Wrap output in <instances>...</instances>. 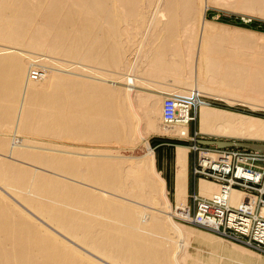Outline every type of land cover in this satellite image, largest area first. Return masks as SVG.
Segmentation results:
<instances>
[{
	"label": "bare ground",
	"instance_id": "1",
	"mask_svg": "<svg viewBox=\"0 0 264 264\" xmlns=\"http://www.w3.org/2000/svg\"><path fill=\"white\" fill-rule=\"evenodd\" d=\"M15 1L21 2L25 6H27V5H31V3H33L34 0H0V4H2V5H4V3L5 4L6 3L12 4ZM39 1H40V6L42 7L40 9H46L48 11L49 10L52 11V10H56V9L60 10V11H67V15H69L68 18L70 20L75 21L74 25H79L81 27L80 34L77 37V41L71 39L69 36L62 39V40H59V43L68 45L67 46L68 53L66 54L67 56H69V57L71 56L72 58L74 56H76L78 58L83 57V58H85L84 60H87L88 62L93 61L92 63L97 62L98 64L100 63V61H104L108 64V66L113 67L114 69L121 67L120 65L123 64L122 61H123L124 56L126 55L125 52H127L126 50H128V47L130 45L129 43H131L129 38H128L129 35H128V31H127L128 30L127 26L130 24V23L128 24V22H130L131 19H134L132 21L136 22L137 20L135 18L138 17L137 19H138V22L140 23V26L143 25L144 22H147L146 21L147 19L145 17H147L150 12L149 13L147 12L148 14H147V16H145V14H143L144 10H142V8L143 7L145 8L146 4H148V5L153 4V1L158 2V0H39ZM160 1H163V2H161V5L164 6L165 11L167 12L166 13L167 17L171 21L169 24H168L169 21H167V24H164V25L168 26L171 24L170 26H173L172 27L173 29H171V27L169 26L168 29H170V32H169L170 35H168L169 33L167 34V28L166 27H165L166 31H163V28H164V25H163L161 34L163 32H166V34L169 37L168 38L166 37L167 39H165V37L162 36L163 39H165V42H164V40L161 41L162 39L160 40L161 36L156 37L155 42L158 45L156 51L158 53H156V51H155V54L153 55V52H152V57H151L152 59L149 63L150 69L148 67L146 69L147 71L148 70H150V71H148V73L146 72L145 75L151 76L150 74H152V76L153 75L154 76L160 75L161 77H163L162 75H165V73H167V72L169 73V71H172V73L174 72L173 74H175V72L177 73L178 71L184 70V69L180 70V68L185 67L184 64H186V63H184V62H187L186 61L187 58L195 61L194 56L192 54H188V53H192L189 50V49H191L192 43L190 44V41H192V39L189 38L190 41H189V39H185V41H188L190 45L188 44V42L184 43V41H183L184 45L186 44L184 46V45H182L183 43L180 44V42H179L180 37L177 35V33H180L181 36L183 33H185V34L189 33L188 31L185 32L184 30H186L188 27H190V24L189 25H187V24H188V22L189 23L192 22L190 20L193 16V10L195 8L193 9V7H192L193 5L191 6V4L193 3V2H191V0H160ZM251 1L254 2V5L252 2H250L248 0H247V4L250 2V4L252 6H250V4L246 5V3H245L246 0H239V2L242 4H240L237 1L242 6L241 9L244 10V11H242V10H238V11L245 13V11H249V10L253 9V11L255 13L258 12L259 14L260 13L262 14L264 12V11H262L264 8V0H251ZM258 1H260V3H258ZM112 2H113V7L118 6V8L116 7V10L114 12L109 11V13H107V8L110 7V4ZM214 2H216V1L214 0ZM214 2L212 4H216ZM255 2H257V4H258V5L256 4L257 6L255 5ZM238 3H234V5L236 4L234 7L235 9L239 8ZM212 4H211V6H212ZM148 5H146V7ZM154 5L157 7L156 4H153L152 6H154ZM234 5L232 3V6H234ZM237 5H238V7H237ZM160 6L158 7L159 9H160ZM207 6H208V4H207ZM249 6L251 8H249ZM119 8L122 10L120 12L122 16L117 13L118 12L117 9H119ZM152 8L153 7H151V9ZM164 8H163V11H164ZM139 11H143V12H141V14H139L140 13ZM148 11H150V10H148ZM249 12H251V11H249ZM156 14H158V11H156ZM259 14H258V16H259ZM159 15H161V13ZM253 15H255V14H253ZM149 16H151V15H149ZM164 16L166 17V15H164V12H163L162 17H164ZM155 17H157V15ZM168 18H167V20H168ZM81 21H84L85 27H84V25L81 24ZM201 21H203V20H201ZM205 21H206V19H205ZM205 21H204V23H205ZM208 21L210 23L212 22L210 20H207L206 23L205 24L203 23V24L206 26ZM17 22L22 24L23 20L20 18V19H18ZM138 22H137V24H138ZM159 22H161V21H159ZM216 23H218V26L216 28H214L213 26L216 25V24H214V25H212V27L214 29H216L215 31H217V32L214 33L213 28H212L213 31H211L212 29L210 27L209 30H210L211 34H209V30L207 29L205 36L202 35L200 37V41H199L201 44L200 48H202V55L201 56H203L204 60L206 59L207 66L205 67L206 68L205 71L207 70V72H208V74H206L207 72L205 73V75H207V78H205L206 81H204V79H203V81L202 80L201 81L205 83V86L207 84L208 87H210L209 90L211 88L216 89V90L222 91V94H223V92H228L229 91L228 84L222 83V81L219 77H215L216 72L213 70L214 67H216L218 65H223L224 68L234 69V68H238L237 63H239V59L243 62L244 58H245V60H246V58H251L253 60V62H255L254 63L255 67H253V64H249L252 61L251 59H250L251 61L247 59V61H249V63H247V61H245V60H244L245 62H243V63H241V61H240L241 64L247 63L250 66L248 67V65H244L245 67L244 66L243 67L241 66L242 68L239 67V70L241 72H238L234 69L235 72L239 76L233 77V78H235V81L230 82V83H241V84L245 85L246 89L243 91V93H245L246 90L251 89V94L252 93H257V94H252V95L250 94L249 96H251L252 99H253L252 96L258 97L259 99L256 98V100H258V102L263 101L262 103H264V94H260L261 90H257V91L254 90V89H259V87H261V85L264 82V79L263 78L261 79L262 76L260 75V74H262L260 71H263V69H264L262 67V66H264V52H263L264 46L258 45L257 42H255V43H257V45L255 44L256 45L255 46L254 43H252L253 42L252 39L249 41L247 40V36L245 34L247 32H250L251 30L244 29V28L242 29L241 27H238V29L240 31H242V32L239 31L240 32L239 36L241 38L238 39L239 37L235 38L236 35L234 34V33H237L236 30H235V32L233 31L234 33L230 30H229L230 31L229 33L226 31L229 28H231V30L236 29L235 28L236 26L234 27L232 25L223 24V23H219V22H216ZM132 25H134V23ZM191 25H192V23H191ZM134 26L136 27V23ZM185 26H187V27H185ZM201 27H203V26H201ZM49 29L50 28H45L44 32L50 33ZM153 29L156 30L157 28H153ZM182 29H184V30H182ZM137 30H138V27H137ZM187 30L191 31L192 29L188 28ZM33 32H36V33L33 35H29L26 38L23 34H21V31L14 29V27L5 28V27L0 26V37L1 38L11 39V41L20 42V43H26L27 42L28 48L32 47L33 49H36V50L43 49V48L49 49V50H54L56 48V43H58V42L54 39H51L50 34L46 35L45 33H43L41 31V29H38V28L34 29ZM201 32H202V30H201ZM222 32H224L223 34H225V32H226L227 36L233 33L234 36L232 35L231 37L230 36L227 37V36L223 35L221 37L220 35H222ZM151 33H153V32H151ZM217 33H219L218 37L216 35ZM250 33H254V36L256 35L255 37H257V39H258V35L261 37H264V33L256 32V31H251ZM131 34H134V33H131ZM212 34H215V35H212ZM158 35H159V33H158ZM192 35H193V33H192ZM251 35H253V34H250L248 36L250 37ZM184 36L181 37V40H184V39H182ZM237 36H238V34H237ZM254 36H251L250 38L253 37V39H254L255 38ZM175 37H176V39L179 37L178 38L179 41L177 39V42H176L175 41L176 39L175 40L173 39ZM188 37H189V35L187 36V38ZM232 37H234V38H232ZM244 38L246 40H244ZM193 40H194V38H193ZM261 40L263 41V39H261ZM237 41L240 42L241 45H237V43H238ZM54 42H56V43H54ZM248 42L250 45L248 44ZM262 43L264 44V42H262ZM172 45H175V46H172ZM187 45H189V46H187ZM167 46H169V47H167ZM153 47H155V45ZM151 48H152V46H151ZM148 49H149V47H148ZM185 49H186V52H184ZM261 49H262V51H261ZM5 50L8 53V55L9 54L12 55L11 53L16 55V49L15 48L12 49V47L9 48V46H8V48ZM12 50H14V51H12ZM187 50H188V53H187ZM181 56L182 57L184 56V59L186 58V60L182 59ZM148 58H150V56ZM237 59H238V62H236ZM182 60H184V61H182ZM181 62H182V65H181ZM106 63H103V64H106ZM188 63H190V62H187L186 65H188ZM168 65L170 66V68H169L170 70L166 69V67H169ZM189 65H191V64H189ZM238 65H240V64H238ZM257 65H260V66L262 65L261 66L262 69H258L259 67ZM32 66H34V63H32L30 65V67L27 65V67H29L28 69H26L27 72L30 70V68H32ZM150 66H152V67H150ZM251 66H252V68H251ZM255 69H257L256 72H254ZM166 70H168V71L166 72ZM187 71H189V70H187ZM84 72H85V70H84ZM253 72L255 74H253ZM180 73L181 72H178V74H180ZM210 73H213V74H210ZM87 74H89V73H87ZM173 74H170L171 75L170 78L175 77V75L177 76V74H175V75H173ZM183 74H184V72H183ZM203 74H204V72H203ZM6 75L3 76L6 79H3V81L0 80V82H1V85H0V112L5 113L4 118H5L6 122L7 121L11 122V120L13 121V123L11 122L13 124V126H11L12 128L10 127L11 129H9V131L11 130V132H12V129L15 131L20 126H22V128L28 129V127H27L28 123L29 124H30V122H31V124L37 123V122L42 120V117L37 115V114L41 113V111H38V110H40V107H39L40 104L34 103L32 97L28 98V94H27L28 91L26 92L27 95L25 97L24 94H25V91L27 90L25 80L22 81L24 84L21 82V80L17 81V84L15 83L17 86L14 87L15 84L13 86H11L12 83H14L13 80L11 81L12 78H10V80H9L7 78V76H9V75H7V76ZM210 75H212L211 77L214 76L212 79L213 81L210 79ZM27 76H28V73H27ZM108 76H109V74H108ZM181 76H183L182 73H181ZM181 76H180V78H181ZM90 77H91V75H90ZM164 77H166V76H164ZM200 77L202 78V75ZM175 78H179V77H175ZM214 78H215V80H214ZM23 79L24 78H22V80ZM120 79H122V78H120ZM168 79H167V81H169ZM174 79L173 80L171 79V80L174 81ZM186 79H188V78L186 77ZM8 80H9V82H7ZM175 80H177V79H175ZM198 81H197V84H198ZM201 81H200V85H203V83L201 84ZM211 81L213 82V84H211ZM214 81H216L215 83L218 82L217 87L214 85L215 84ZM100 82H101V80H100ZM103 82H105V81H103ZM260 82H261V85H259ZM5 83H7L9 85H5ZM176 83L177 82H175L174 84H176ZM169 84H168V86H171ZM162 85H164V84H162ZM112 86H111V88H112V90H114L116 87L113 89ZM139 86L141 87V85H139ZM139 86H137V88ZM149 86L155 92L149 91L148 94H143L144 92L138 93V91H136L134 93H135V95H137V97L140 100L144 101L142 106H144V103L147 100L150 103L157 105V109H155V107H154V109H155L154 112H151L152 115L149 116L146 114V116H145L149 119V121H148L149 125L151 127L153 126V128H155L159 125V123H163L161 120L162 119V107L161 106L163 105L162 102L164 101L165 98H163V97L161 98V96L155 95L154 93L160 94L161 92H164L163 89L165 90V88L168 86H166L165 88H162V86H157L156 84L152 85V84H150V82H149ZM149 86L148 87L144 86V88H149ZM263 86H264V84H263ZM25 87H26V90H25ZM106 87L109 91V97L112 98L111 94L114 96L116 93L115 94H113V93L117 89L115 91H112L108 86H106ZM124 87H120V88H122L121 89L122 91H123ZM159 87H161L162 89ZM28 88H29V86H28ZM137 88H135V89H137ZM142 88H143V86H142ZM205 89H207V88L205 87ZM261 89H262V87H261ZM263 89H264V87H263ZM168 91H170V90H168ZM258 91H259V93H258ZM119 93H121V92H119ZM119 93H118V95H121L123 92L121 94H119ZM131 94H133V93H131ZM174 95H179V94L174 93ZM117 96L115 95V97L113 98L115 100V101L113 100L115 106H123L124 103H122L123 105L121 104V102H123V98L121 99V97L119 96V102H118ZM156 96H158V97H156ZM120 100H122V101L120 102ZM253 101H255V99H253ZM161 103H162V105H161ZM53 104L49 105L48 103H45V106L46 107H49V106L53 107ZM141 104H142V102H141ZM146 104H148V102ZM57 106H54V107H57ZM59 106H58V108H60ZM130 108H132V107H130ZM55 109H57V108H55ZM107 109L110 110L109 107H107ZM58 110H56V111H58ZM105 111L103 109L100 111H92L89 114L91 119L84 121L81 124L85 126V124L87 125L89 123H92L90 125H87V127L88 126L93 127L94 124H96V125H94L95 127L96 126L98 127L99 125L103 126L107 122L109 124H114L116 121L115 112L112 114V112L110 111V112L105 113L107 115H104ZM137 111H138V109H137ZM73 113H75V111H73ZM79 114L81 116L83 115L82 113H79ZM120 114H122V117L124 118V120L127 121V125L130 127V125L128 123L130 122V119H132V118H130L131 117V111L127 112V106L124 105L120 109ZM56 116L57 115H54L56 120H54L55 118L53 119L55 124L62 122L61 124L63 126L67 125L63 128L66 130V134L71 129L70 127H72L71 126L72 124L76 127V129H77V126H81L79 119H76V121L74 123H71V125H70L67 123L65 124L63 121H61L62 117L60 118L59 117L60 115H58V117H59L58 119H60V120H57ZM198 117H199V122H200V127H201L200 130L202 132H205V134L206 133H209V134L211 133L212 135H215V134L220 135L221 134V135L235 136V137H240V138L245 137V138H249V139H258V140L264 139V123H261L259 121L250 120L248 118L246 119V118L235 116L232 114L219 113L216 111L213 112V111L205 109V108H202L199 110ZM62 119H64V117ZM119 121H123V119H120ZM117 122H118V119H117L116 123ZM163 124L169 129L170 128L175 129V131H177L178 133H183V132L187 133V131L185 130L184 127H186L187 125L189 127L190 122L188 124H182V125L180 123L172 124V125L165 124V123H163ZM58 125L60 126V124H58ZM68 125H70V127ZM183 125H184V127H183ZM75 127H73L74 129L72 128L73 130H70V132L73 131V132H71L72 134H74V132L76 133L78 131V129L76 130ZM68 128H70V129H68ZM79 130H81V129H79ZM70 132H68L69 133L68 135H71ZM79 132H81V131H79ZM63 134L65 135V131H63ZM99 134H101V137L103 136L102 133H99ZM99 134H95V135H99ZM109 134L110 133H108V135ZM114 134L115 133H112L110 135L113 136ZM118 135H120V132L118 133ZM92 137L97 138V136H94V134ZM101 137L99 135V137L97 139L100 140ZM107 137H109V136H107ZM107 137L102 138V140H104L105 138H106L105 140H107L108 139ZM118 137H116L114 135V137H112V138L115 139ZM191 139L195 140V138L194 139L191 138ZM34 146H33V148H36ZM84 146L83 147H82V145L80 146V147H82V149H79L78 153H75L76 151L72 152V150H70V149H68V150L66 149L67 150L66 151L65 148L64 149H61V148L56 149V148L52 147L54 149H51V148H47V149L44 148V149L48 150V151H53V152L54 151H58L60 153L63 152L65 154H67V155L64 154V157H66V156L68 157V155L71 156L74 154L77 156H82V157L83 156H93V157L94 156H97V157L100 156L101 153L98 151H97L99 153L98 155L94 154L95 152L93 153L92 149H94V148L91 147L92 148L91 150L89 148H88L89 150H87V149L85 150ZM38 147H40V146H38ZM63 150H65V151H63ZM98 150H99V148H98ZM91 151H92V153H91ZM6 152L8 153V155L9 154L12 155V153L14 152L13 147H11V145H10ZM190 152H191V146H190ZM54 154H55V152H54ZM101 155H104V154H101ZM115 158H116V155H115ZM24 159H25V157H24ZM51 159H53V158H51ZM54 159H55V157H54ZM78 159L79 158H77V160ZM86 159H87V157H86ZM29 160L31 161V159L28 158V161ZM59 160H57V161L55 160L57 162V164H56L57 167L59 166L58 163L61 162V159H59ZM81 160H84V158H82ZM3 161H0V191H3L4 193L8 194V196L10 198H12L13 202L9 198H7L2 192H0V264H183V262H186L189 264H209V263L213 264L214 260H212L211 258L209 260H206V258L204 259V258H200V257H193V256L189 257L188 256L187 260H185L186 258H184V256H186L187 253H184L185 255L184 254L182 255L181 254L182 252H181L180 253L181 255H178L177 254L178 250L176 252V249L174 248V246H176V245L173 246V244H175V242L170 247L168 246L169 243L171 244V242H172L171 239L173 237L172 238H170V237L166 238V237L173 236V235L183 237L182 232H184L186 234L185 231H189L191 233V236L196 237L199 241L205 242L208 245H212V246L216 247L218 250L225 251L226 253L232 254L234 256H243V257L245 256L248 259H251L254 256V255L251 256V253L249 255V252H248V256H247L246 251L239 249L237 247L231 246L232 244L227 245L228 243L226 244V243H223V241L222 242L217 241V240H215V238L207 236L205 234L195 232L192 230H188L187 228L177 227V225L173 226L170 223L167 224L166 221L163 220L164 218L162 219L161 216L159 217L157 214H154L153 212H151V213L146 212V211H143V209H140L137 207L127 209V207L115 205L116 203H118V201L116 203L112 204V202L115 201L113 199H112L113 200L112 202L107 203V201L104 198L110 197V196H108V194L111 191L113 194L115 192H125L127 190V188L123 185L124 183L122 184V180H121L122 177L121 176L123 173L122 174L116 173L117 174L116 175V174H114V172H115L114 171L111 174L112 175L114 174L116 177L113 175L114 176V177L112 176L113 178H109V180L112 179L111 180L112 182H110L108 180V176H111V175H110L109 170L107 171V169H109L108 168L109 164L107 167V164H104L105 162L101 163V161H99L97 163H100V164L93 165L94 163L88 164V162H86L87 160H84L85 162L82 161V162H78V163L74 160H73V162H71L72 161L71 160L70 164H74V167L76 166L78 171H81L79 173L78 172L76 173L77 170H75V168H74L75 173L78 176H80L82 174V171L85 172L88 169H89V171H91V170L93 171L94 176L90 175L92 178H89V180H88V177H85V175L84 176L82 175L83 177L80 176L81 178L79 177V181L76 178L77 183L83 184L85 182V180L87 179L86 182H89V183L91 182V183H93V185L96 184L95 186H99V187H93V185L92 186L89 185L90 188L91 187L94 188L95 192L92 191L91 194H89L90 192H88V195L84 194L83 192L76 193L75 190L74 191L70 190L71 191L70 192L69 189H64L65 194L63 193L64 195H62V193H58L61 189L59 191L56 189L57 187H60V186L54 185V184H57V183H55L56 181L53 182L51 180V179H53V177L49 178L51 181H48L46 179L47 175H44V178H43V175L42 176L40 175L41 178H38L40 176H38V177L34 176L33 173H35V172H33L31 175L29 170L27 171V169H26V171H23L22 169H20L19 168L20 165L16 168V166L13 164H12L13 166L12 165L9 166L10 163L7 165L5 163L4 159H3ZM46 161L51 163V161H49V160H46ZM46 161H45V163H46ZM1 162H3V163H1ZM40 162L44 163L43 161H40ZM40 162L35 161V163H37V164H39ZM48 162L46 163V165L49 164ZM74 162H76V163H74ZM32 163H34V161ZM53 163L54 162L52 161V164L51 165L49 164V165L53 167V165H54ZM25 164H26V162H25ZM111 164H113V162ZM119 164L118 165L116 164V166H119ZM40 165H42V164H40ZM56 165L54 166V168L56 167ZM104 165H105V167H104ZM7 166H9V167H7ZM34 166H36V165H34ZM60 166H61V164H60ZM57 167L55 168V170H57V171L62 170V169H60L62 167H60V168L58 167L59 169H57ZM18 168L20 169V171L18 170ZM25 168H26V166H25ZM25 168H23V169L25 170ZM182 168H183V164L180 165L179 163H177V178H176L177 183H176L175 188L178 190H179V188L180 189L182 188V185H184V187H185V184H186L184 181L185 179L183 178V177H185L186 172H184L183 177H181L182 173H180V172H182L181 171ZM105 169H106L107 173H106V171H104ZM102 170H103L104 174L106 173L105 175L102 174L103 172L101 173ZM145 170H146V172H144V175L151 178V175H150V172L148 171V169L146 168ZM94 171L96 174H94ZM48 172H49V170H48ZM50 172L53 173L52 171H50ZM111 172H112V169H111ZM70 173H68V174L73 175V176L76 175V174H74V172H70ZM87 173H89V172L87 171ZM83 174H85V173H83ZM90 174H92V173H90ZM179 174H181V176ZM61 177L64 178L65 176H61ZM75 177H73V178L75 179ZM128 177L132 183L137 181L136 184L138 183V184L145 185V183L143 181L133 179L132 173H130V175ZM178 177L180 180H178ZM180 177L184 179L182 181V182H184V184H182V182H181L182 179ZM35 178H36V181H35ZM70 178H67V179L70 180ZM82 178H84V182L80 181ZM71 180L75 181L73 179H71ZM202 180H208V181L212 182L209 179H202ZM147 181L150 182V184L152 185L151 186L152 188L154 186L156 187L154 180L153 181L147 180ZM212 183L215 184L214 182H212ZM59 184H61L60 181H59ZM62 184L64 185V183H62ZM88 184H86V186H88ZM104 188L105 189L107 188L110 191H107V189L105 190ZM198 188H199V192L201 194H203V196H210L212 193H215L217 191V189H215V188L211 187L210 185L205 184L203 182H199ZM5 190H7V191H5ZM9 191L11 192L12 195L9 193ZM96 191H97V193H96ZM156 191H158V190L156 189ZM234 191H239V190H234ZM68 192L70 194L73 193L74 195H70ZM177 192L178 193H176V192L175 193L181 194V191L180 192L177 191ZM153 193H155V192H153ZM176 194H175L176 199L177 198L179 199V195H176ZM161 195H163V194H161ZM183 195H185V194H183ZM96 196H100V198L96 197ZM243 197H244L243 195L242 196H240V195L236 196L235 194L232 195V193H231V201L233 203L245 201V200H243ZM249 200H250V198H249ZM14 201L16 203L18 202V204L21 206V208L23 207L24 209H26V211L29 214L26 213V211L24 212V210L20 209V207L16 206ZM120 201H122V200H120ZM120 203L122 204V202H120ZM129 205H128V207H130ZM186 206H189V204L188 203L183 204V206H182L183 208H181L182 213H180V217L185 216L183 209H186ZM144 207H148V206H144ZM154 211H156V210H154ZM158 211L161 212L160 209ZM35 218H37V219H35ZM56 233L59 234V236H61L62 238L57 236ZM219 236H221V235H219ZM221 237H223V236H221ZM63 238H64V240H63ZM223 238H225V237H223ZM66 239H67V241L70 240L75 245H78V247H81L84 251L91 254V256L97 257L103 263H101V261L100 262L97 261L98 259H95L94 257H93L94 259L90 258L86 254L80 252L79 250H77L75 247H73L70 244L71 242L68 241L69 243H67L65 241ZM155 239H160L161 241L157 242V241H155ZM166 241H168V244ZM105 260H107V261H105ZM253 260L256 261L257 263L261 262V259L258 256L255 257ZM261 263L264 264V261H262Z\"/></svg>",
	"mask_w": 264,
	"mask_h": 264
},
{
	"label": "rangeland",
	"instance_id": "2",
	"mask_svg": "<svg viewBox=\"0 0 264 264\" xmlns=\"http://www.w3.org/2000/svg\"><path fill=\"white\" fill-rule=\"evenodd\" d=\"M212 1L214 2V0H210V1L209 0H191V2H193L191 4V6L193 5L192 6L193 9L194 8L195 9L193 10V16H192L193 19L191 18V20H190L192 22H190V23L188 22L187 25L190 24V27H188V28H191L192 30L191 31L187 30L188 28L186 30L182 29L185 32H187V31L189 32L186 34L183 33L185 36L181 33L182 36H184L182 38L184 40H181L182 36L180 35V33H177V35L180 37V38L178 37L180 39V41L177 38L178 41L180 42V44H182L183 41H184V43H187L188 41H185V39H189V38L192 39V41H190V39H189L190 44L192 43L191 49H189V50L192 53H188V50H187V53L192 54L195 58V61L191 60L189 58H187V60H186V58L184 59V56L183 57L181 56L182 59L186 60L187 62H190V63H188V65H186L187 62H184V63H186V64H184L185 67L180 68V70L184 69L186 72L184 70L178 71V72H181L183 76H181V73L178 74V72L177 73L175 72V74H177V76H176L175 74H173L174 72L172 73V71H169V73L175 75V77L180 78V76H181V78H180L181 80L179 78H175V77L170 78L171 75L167 72L168 70H166V72L168 74L165 73V75H162L163 77H161L160 75L159 76L158 75L152 76V74H150L151 76L145 75L146 72L148 73V71H150V70L147 71L146 69H147V67L149 68V65H150L149 63L152 59L151 58L152 52L154 55L155 51L157 49V46H158L157 43L155 42L156 37L161 36L160 40L162 39L161 41L164 40V42H165V39H167L169 37L168 35H170V33H169L170 29H168V28L171 24L168 26L164 25V24H167V21H169L168 24L171 21L167 17V14H166L167 12L165 11L164 6L161 5V2H163V1H160V0H158V2L153 1V4H156L157 7L155 5H154L155 7L152 6L153 4H151V5L146 4V5H148L147 6L148 8H147L146 5L144 4L145 8L143 7L142 10H144L145 13L143 11H139L140 12L139 14H141V12H143V14H145V16H147V14L149 12L150 13L148 14L147 17H145L147 19L146 20L147 22H144V24L141 25L142 27L140 26V23L138 22V19H137L138 17H136V18L134 17L137 20V21L135 20L136 22L132 21L134 19H131L130 22H128V24L134 23V25L136 23V27L132 24L131 25L129 24L127 26L128 27L127 31H128V35H129L128 38H129L131 43H129L130 44L129 47L127 46L128 50H126L127 48L125 49L127 52H125L126 55L124 54L125 56H124L123 61H122L123 64L120 65L121 67H118L116 69L108 66V64L104 61H100V63L98 64L97 62L92 63L93 61L88 62L87 60H84L85 58H83V57L78 58V57L74 56L72 58L71 56L69 57L66 55L68 53V50H67L68 45L59 43V40H62V39L69 36L71 39L77 41V37L79 36L80 30H81V27L79 25H74V22H75L74 20H70L68 18L69 15H67V11H60L57 9L52 10V11L51 10L48 11L46 9H40L42 7L40 6L39 0H34L33 3H31V5H27V6H25L21 2H16V1L13 2L12 4H7V3L6 4L4 3V5L0 4V26L5 27V28L14 27V29L21 31V34H23L26 38H27V36L33 35L36 33V32H33L34 29H37V28L41 29V31L43 33H45L44 29L50 28L49 29L50 33H45V34L46 35L50 34V38L54 39L58 42V43L54 42V43H56V48L54 50H49V49H45V48L36 50V49H33L32 47L28 48L27 42L26 43H20V42L11 41V39H4V38L0 37V80L3 81V79H6L5 77H3L6 74L10 76L9 77L6 75L7 78L9 80H10V78H12L11 81L13 80V82H14V83H12V85L10 84L11 86H13L15 83L17 84V81L21 80V82H22L25 80L27 90L25 87L26 91H25L24 95L26 97V95L28 94V98L32 97L34 103L40 104V106H39L40 110H38V111H41V113H39L37 115L42 117V120L37 122V123H32V124H31V122H30V124L28 123L27 124L28 129L22 128V126H20L19 127L20 129L18 128L15 131L12 129V132H13L12 133L11 130L9 131V129L12 128L11 126H13V124H12L13 121L11 120L12 123L8 122V121L6 122L5 118H4L5 113L0 112V115H1L0 116V159H1L0 161H3V159H4L5 163L7 165L10 163L9 166L13 164L16 166V168L20 165L19 166L20 169H22L23 171H26V169H27V171L29 170L31 175L33 172H35L33 174L36 177H38L40 175L41 176L43 175V178H44V175H47V177L49 176L48 178L45 176L46 179L48 181H51V180L53 182L56 181L55 183H57V184H54V185L60 186V187H57L56 189L58 191L61 189L58 193H62V195L65 194L64 189H69V191L75 190L76 193L83 192L84 194H87V195H88V192H90L89 194H91L92 191L95 192L94 188H92V187L90 188V186H89V185L92 186L93 183L86 182L87 179L85 180V182H84V178H82L80 180V181L84 182L83 184L76 182L77 179L79 181V177L82 175L83 176L85 175V177H88V180H89V178H92L91 176L93 175V171L92 170L89 171V169L87 168L88 170H86L85 172L82 171V174L80 173L81 175L78 176L76 173L77 172L79 173L81 171H78L76 166L74 167V164H70L71 160H72L71 162H73V160H74L77 163L82 162L84 160H87L86 162H88V164L94 163L93 165L100 164V163H97L99 161H101V163L105 162L104 164H107V167L109 164V167H108L109 169H107V171L109 170L110 175H111V176H108V180H109V178H113L115 176L114 174H116V173L117 174L123 173L121 176L122 177V179H121L122 184L124 183L123 185L127 188V190L125 192H115L114 193L115 195L111 191L110 192L111 194L110 193L108 194V196H110V197L104 198L107 201V203L115 200L112 202V204H114L118 201V203H116L115 205L127 207V209L137 207V208L143 209V211H146V212H150V213L153 212L154 214H157L159 217L161 216L162 219L164 218L163 220H165L167 224L170 223L173 226L177 225V227H181V228L183 227V228H187L188 230H192L195 232L205 234L207 236L215 238V240H217V241H221V242L223 241V243H226V244L228 243L227 245L232 244L231 246H234V247H237L239 249L246 251L247 256H248V252H249V255H250V253H251V256L254 255L253 258H251V259H248L245 256L244 257L243 256H234L232 254L226 253L225 251L218 250L216 247H214L212 245H208L205 242L199 241L196 237L191 236V233L189 231H185L187 235L184 232H182L184 238L182 236H180L181 237L180 238L177 235H175V236L174 235L173 236L167 235L168 237H166V238H169V237L172 238L173 237L171 239L172 240L171 244L170 243L168 244V241H166L169 247L175 242V244H173V246L176 245V246H174V248L176 249V252L178 250V253H177L178 255H181V254L183 255L184 253H187L186 256H184V258H186L185 260H187L188 256L189 257L193 256V257H200V258H204V259L206 258V260H209L211 258L212 260H214L213 264H262L261 262L264 261V253L263 252L252 249V248L245 246L239 242H236V241H233V240H230L227 238H223V237L217 235L216 233H214L210 230L202 229L200 227L195 226L194 224L186 223L180 219L181 218L180 213H182L181 208H183L182 207L183 204H186V203H188L189 205L191 204L190 194L195 189L194 177L191 174L193 154L190 152V146H191V144H193L194 140H192L191 138H193V139L195 138V140L205 139V140H218V141H235V142L241 141V142L264 143V139L258 140V139H249V138H245V137L240 138V137L221 135V134L220 135H218V134L212 135L211 133L205 134V132H202L200 130L201 127H200L198 113H199V110L202 108L211 110L213 112L216 111L219 113L232 114L235 116L243 117L246 119L248 118L250 120H255V121H259L261 123H264V103H262L263 101L258 102V100H256V98H258V97L252 96L253 99H255V101H253L251 96H249L251 94V89H248V90H246L245 93H243V91L246 89L245 85H243L241 83H230V82L235 81V78H233V77L239 76L235 72V70L238 72H241L239 70V67H241V66L243 67L244 65H248V67H249L250 66L249 64H253V67H255V64H254L255 62H253V60L251 58H246V60L244 58L245 61H247V59L248 60L251 59L252 61L250 60L251 63H249V61H247V63H249V64H247V63L241 64L245 61L243 60V62H242L239 59V63H237L238 68H234L235 70L229 69V68H224L223 65H218V66L214 67L213 70L216 72L215 77H219L221 79L222 83L228 84L229 91L223 92V94H222V91L212 89V88H211L212 90L210 89L211 90L210 91L209 90L210 87H208L207 84L205 86V83L202 82L203 79H204V81H206L205 78H207V75H205V73L207 72V70L205 71V69H206L205 67L207 66V63H206V59L204 60L203 56H201L202 55V48H200L201 44L199 42L200 37L202 35L205 36L207 29L209 30L210 27L212 29L213 27L216 28L218 26V23H216V22L232 25L234 27L236 26L235 27L236 29L231 30V28H229V29L226 28L227 30L226 29L225 30L228 33L230 31L235 32V30H236L237 33H234V32L233 33L236 35L235 38L239 37L238 39L241 38L239 36V33L242 32L238 29V27H241L242 29L244 28V29H248L251 31L264 33V17H263L264 12L262 14L261 13L259 14L258 12L255 13L253 11V9L249 10L251 12H249V11H245V13L239 12L238 10H242L241 9L242 6L240 5L242 3H240L239 0H215L216 2H214V3H216V4H212L213 3ZM248 1L252 2L251 0H248ZM250 2L248 4H250ZM232 3H233V5H234V3H238L240 9L239 8L235 9L234 7L236 4L234 6H232ZM245 3H246V5H248L247 0ZM252 3L254 5V2H252ZM258 3H260V1H258ZM207 4H208V6H207ZM211 4H212V6H211ZM256 4H257V2H255V5ZM238 5H237V7H238ZM159 6H160V9L158 8ZM250 6H252V5L250 4ZM250 6H249V8H251ZM116 7L118 8V6H116ZM116 7H113V2H112L110 4V7L107 8V13H109V11L114 12L116 10ZM151 7H153V8L151 9ZM163 8H164V11H163ZM119 9H117V11H118L117 13L121 15L120 12L122 10L121 9L119 10ZM148 10H150V11H148ZM161 10L164 12V15H166V17L165 16L162 17L163 12ZM156 11H158V14H156ZM242 11H244V10H242ZM262 11H264V8ZM160 13H161V15H159ZM252 13L255 15H253ZM258 14H259V16H258ZM149 15H151V16H149ZM156 15H157V17H155ZM20 18L23 20L22 24L17 22L18 19H20ZM167 18H168V20H167ZM205 19H206V21L210 20L212 22L210 23L208 21L206 26H205L204 25L206 23ZM201 20H203V21H201ZM159 21H161V22H159ZM204 21H205V23H204ZM137 22H138V24H137ZM191 23H192V25H191ZM81 24L84 25V27H85L84 21H81ZM214 24H216V25H214ZM163 25H164V28H163ZM212 25H214V26L212 27ZM201 26H203V27H201ZM137 27H138V30H137ZM165 27L167 28V34L169 33L168 35L166 34V32H163L161 34L162 28H163V31H166ZM170 27H171V29H173L172 28L173 26H170ZM185 27H187V26H185ZM153 28H157L158 30L157 29L155 30ZM213 29L211 31H213ZM201 30H202V32H201ZM215 30L216 29H214V31H213L214 33L217 32ZM151 32H153V33H151ZM250 32H247L245 34L247 36V40L249 41L252 39L253 40L252 43H254V45L255 44L257 45V43H258V45L264 46V44L262 43V42H264V37H261L258 35V39H257V37H255L256 35L254 36V33H250ZM131 33H134V34H131ZM158 33H159V35H158ZM192 33H193V35H192ZM223 33L224 32H222V35H220L221 37L223 35L227 36L226 32H225V34H223ZM233 33L228 35V36L231 37L233 35ZM249 33L253 34L251 36H254L255 38L254 39H253V37L250 38L251 36L250 37L248 36V35H250ZM209 34H211L210 30H209ZM218 34L219 33L216 34L217 37L219 36ZM237 34H238V36H237ZM188 35H189V37L187 38ZM212 35H215V34H212ZM162 36L165 37V39H163ZM193 38H194V40H193ZM232 38H234V37H232ZM260 38L263 39V41ZM173 39L175 40L176 37ZM177 39L175 40L176 42H177ZM244 40H246V39L244 38ZM255 42H257V43H255ZM184 43L182 45H184ZM238 43H237V45H241L240 42H238ZM188 44H189V42H188ZM248 44H249V42H248ZM154 45H155V47H153ZM189 45H187V46H189ZM8 46H9V48L12 47V49L13 48L16 49V55L13 53H11L12 55H10V54L8 55V53L5 50L8 48ZM147 46L149 47V49ZM151 46H152V48H151ZM172 46H175V45H172ZM167 47H169V46H167ZM12 51H14V50H12ZM261 51H262V49H261ZM184 52H186V49ZM263 52H264V50H263ZM156 53H158V52L156 51ZM149 56H150V58H148ZM184 60H182V61H184ZM240 61H241V63H240ZM31 62L34 63V66H32V68H30V70H29L30 72L29 71L27 72L26 69H28L30 67V65L32 64ZM236 62H238V59ZM103 63H106V64H103ZM189 64H191V65H189ZM238 64H240V65H238ZM27 65L29 67H27ZM181 65H182V62H181ZM257 66L259 67L258 69H262V67L264 68V66H262V65H261L262 67L260 65H257ZM150 67H152V66H150ZM169 68H170V66L166 67V69H169ZM251 68H252V66H251ZM84 70H85V72H84ZM187 70H189V71H187ZM256 70L257 69H255L254 72H256ZM183 72H184V74H183ZM188 72L189 73L191 72V73L189 74ZM203 72H204V74H203ZM254 72H253V74H255ZM260 72L262 73V74H260L262 76L261 79L262 78L264 79V77H263L264 76V69H263V71H260ZM27 73H28V76H27ZM87 73H89V74H87ZM108 74H109V76H108ZM206 74H208V72ZM210 74H213V73H210ZM90 75H91V77H90ZM201 75H202V78L200 77ZM164 76H166V77H164ZM211 76L212 75H210V79L212 80L214 76L213 77H211ZM186 77L188 79H186ZM22 78H24V79L22 80ZM120 78H122V79H120ZM174 78L177 80H175ZM99 79L101 80V82ZM167 79L169 81H167ZM171 79L172 80L174 79V81L177 83L174 84L175 82L172 81ZM9 80L7 82H9ZM102 80L105 82H103ZM214 80H215V78H214ZM197 81H198V84H197ZM200 81H201V84L203 83V85H200ZM212 81H211V84H213ZM149 82L152 85L156 84L157 86H162V88H165L170 83L169 85H171V86L166 87L165 90L163 89L164 92H161L160 94L154 93L155 95L161 96V98L162 97L166 98L168 95L169 96L174 95V93H178L179 95H185V94L188 95L191 91H197L201 95L204 96V99L207 103H203L200 105L196 119L190 122L189 127H188V125L187 126L185 125L186 127H184V125H183V127L185 128L187 133H184V132L178 133L173 128H170V129L167 128L163 123H159V125L155 128H153V126L151 127L149 125V122H148L149 119L145 116H146V114L149 116L152 115L151 112H154V110L157 109V105L150 103L147 100V101H145L144 106H142L144 101L140 100L137 97V95H135V93H134L136 91H138V93L144 92L143 94H148L149 91L155 92L154 90H152L150 88ZM215 82L216 81H214V83ZM16 84L14 87L17 86ZM162 84H164V85H162ZM263 84H264V82H263ZM263 84L261 85V82L259 84V85H261L262 89H261V87H259V89H254V90H256V91L261 90L260 94H264ZM0 85H1V82H0ZM5 85H9V84L5 83ZM139 85H141V87ZM214 85L217 87L218 82L215 83ZM28 86H29V88H28ZM106 86H108L111 90H112L111 86L113 87V89L116 87L112 91L119 89L118 90L119 92H121V93L123 92L121 94L116 90L121 95H118V93L116 91L113 94L116 93L115 95L116 96L118 95L117 96L118 102H119V96L121 97V99L123 98V102H121L122 100H120L121 104L124 103V105L127 106V112L131 111V117L130 118H132V119H130V122L131 121L132 122L128 123L130 125V127L127 125V121L124 120V118L122 117V114H120V109L124 105L122 104L123 106H115V104L113 102V100H114L113 98L115 97V95L113 96L111 94L112 98H110L109 97V91H108ZM137 86H139V87L137 88ZM142 86H143V88H142ZM144 86L145 87L149 86V88H144ZM120 87H124L123 91L121 90L122 88H120ZM205 87L208 90L205 89ZM135 88H137V89H135ZM159 88H161V87H159ZM168 90H170V91H168ZM26 92H27V94H26ZM131 93H133V94H131ZM258 93H259V91H258ZM252 94H257V93H252ZM158 96H156V97H158ZM141 102H142V104H141ZM147 102H148V104H146ZM45 103H48L49 105H52L53 103L54 104H53V107H51V106L46 107ZM55 103L58 106L60 105L59 106L60 108H58V106ZM162 103H161V105H162ZM54 106H57V107H54ZM107 107H109L110 110H108ZM130 107H132V108H130ZM154 107H155V109H154ZM55 108H57V109H55ZM102 109L104 111L107 109L104 112V115H107L105 113L110 112V111L112 112V114L115 112L116 121L118 119V122L116 123V121H115L114 124H109L107 122L105 125H103V126L99 125L98 127L94 126L96 124H94L93 127L92 126L87 127V125H90L92 123H89L87 125L85 124L86 127L81 124L82 122L91 119L89 114L92 111H100ZM137 109H138V111H137ZM56 110H58V111H56ZM73 111H75V113H73ZM79 113H82L83 115L81 116ZM54 115H57L56 116L57 120H60V119H58L59 117L60 118L64 117V119L61 118V121H63L65 124L67 123L70 125H71V123H74L76 121V119H79L81 126H77V129H78L77 132L78 133L76 132L77 133L76 134L74 132V134H75L74 135L71 133L73 131L70 132V130H73L74 129L73 127H75L72 124L71 125L72 127H70V125H68L71 129L68 128L70 130L69 131L67 130L68 132H70V134L72 136L68 135L69 134L68 132L66 134V130L63 128L67 125L63 126L61 124L62 122L58 123V124H60V126L58 124H55L53 121V119L55 118ZM58 115H60V116L58 117ZM120 119H123V121H119ZM54 120H56V118ZM75 129H76V127H75ZM79 129H81V130H79ZM63 131H65L66 136L63 134ZM79 131H81V132H79ZM118 131L120 132V135H118V133H119ZM99 133H102L103 136L105 135L104 137L109 136V137H107L109 140L108 139L105 140L106 138L104 140H102V138H104V137L103 136L101 137V134H99ZM108 133H110V134L115 133L114 135L116 137H118V136L119 137L114 139V138H112V137H114V135L111 136L110 134L108 135ZM93 134H94V136H97V138L100 135V137H101L100 140L95 138V137H92ZM95 134H99V135H95ZM155 136L171 137L170 138L171 140H149L150 138H152V139L156 138ZM159 141H169V143H172V146L170 147V148H172V149H170L171 152L174 150V148L176 146V149H175L176 170H175V176H174L175 183H174L173 197L168 194L165 179L161 176L160 172L155 167L154 152H153V149L151 148L152 146L151 147L149 146V145H152V142H159ZM10 145L14 149V152H13L14 154L12 153V155L11 154L8 155V153L6 152ZM81 145H82V147L85 145L84 146L85 150L86 149L91 150L92 148H94V149H92L93 153L95 152L94 154L98 155L99 154L98 152H100L101 154H104V155L100 154V156H98V157L97 156H94V157L93 156H83L82 157V156H77L74 154L71 156L68 155V157L67 156L64 157L65 153H63V152H62L63 153L62 154L58 151H54L55 152V154H54L53 151H48V150L44 149V148H46V149L47 148H51V149H54V148L64 149L65 148V150L70 149V150H72V152L76 151L75 153H78V150L82 149V147H80ZM33 146L36 148H33ZM38 146H40V147H38ZM52 147H54V148H52ZM97 147L99 148V150ZM65 150H63V151H65ZM92 151H91V153H92ZM188 154H189V156H188ZM65 155H67V154H65ZM115 155H116V158H115ZM24 157H25V159H24ZM54 157H55V159H54ZM86 157H87V159H86ZM28 158L31 159V161L30 160L28 161ZM51 158H53V159H51ZM77 158H79V159L77 160ZM82 158H84V160H81ZM59 159H61V162H59L60 161ZM32 160L34 161V163H32L33 162ZM46 160L51 161V163H49ZM55 160L56 161L59 160L58 164H59V166L61 164L60 167H62V168H60L59 166L58 167L62 170H59V171L55 170V168L57 167V165H56L57 162ZM35 161L36 162L43 161L44 163L40 162L39 164H37V163H35ZM45 161H46V163L48 162L50 165L52 164V161H53L54 162L53 167L50 166L49 164H48L49 166L46 165ZM187 161H188L189 173H190L188 191H187ZM3 162H1V163H3ZM25 162H26V164H25ZM76 162H74V163H76ZM112 162H113V164H111ZM177 163H179L180 165L183 164V168H184V169L182 168V170H181L182 172H180V173H182V176H181V174H179V175L181 177H183V175H184L183 173L186 172L185 173L186 178L183 177L185 180L180 177L182 179L181 182L183 180L185 181V183H186L185 187H184V185H182V188L181 189L179 188V190L175 188L176 183H177L176 182ZM40 164H42V165H40ZM116 164L117 165L119 164V166H116ZM34 165H36V166H34ZM55 165H56V167L54 168ZM9 166H7V167H9ZM25 166H26V168H25ZM58 167H57V169H59ZM104 167H105V165H104ZM19 168H18V170L20 171ZM23 168H25V170ZM74 168H75V170H77L76 173H75ZM146 168L150 172L151 178L144 175V172H146V170H145ZM111 169H112V172H111ZM48 170H49V172H48ZM50 171H52L53 173H51ZM87 171L89 173H87ZM104 171H106V169ZM107 171H106V173H107ZM70 172H74V174H76L75 175L76 177L73 175H70L71 174ZM102 172H103V170L101 171V173ZM113 172H114V174H113L114 176L111 174ZM68 173H70V174H68ZM83 173H85V174H83ZM90 173H92V174H90ZM130 173H132L133 179L143 181L146 186L142 185V184H138V183L136 184L137 181L132 183L128 177L130 175ZM94 174H96L95 171H94ZM102 174H104V172ZM41 176L38 178H41ZM61 176H65V177L63 178ZM52 177H53V179L50 180L49 178H52ZM66 177L67 178L71 177V178L69 180ZM73 177H75V179L76 178L77 179L75 180ZM71 179H73L75 181H72ZM111 180L112 179H110L109 181L112 182ZM147 180H151V181L154 180L156 187L154 186L153 188L155 190L151 187L152 185ZM178 180H180L179 177H178ZM35 181H36V178H35ZM59 181L61 182V184H59ZM199 182H203V183L208 184L211 187L217 189V186L208 180H202L201 179V180H199ZM199 182H198V184H199ZM62 183H64V185ZM86 184H88V186H86ZM182 184H184V182H182ZM95 185H93V187H99V186H95ZM156 189L158 191H156ZM5 191H7V190H5ZM107 191H110V190L107 189ZM177 191H179V192L181 191V194H176V193H178ZM0 192H2L7 198H9L13 202L12 198H10L8 196V194L4 193L3 191H0ZM153 192H155V193H153ZM9 193L11 194L10 191H9ZM96 193H97V191H96ZM161 194H163V195H161ZM175 194L179 195L180 200L178 198L176 199ZM183 194H185V195H183ZM233 194H235L236 196L237 195H240V196L243 195L244 196L243 200H249V198L250 199L252 198L250 195H248L242 191H234L233 190L232 195ZM70 195H74V194L72 193ZM200 195L203 196V194H201V193H200ZM96 197L100 198V196H96ZM120 200H122V201H120ZM120 202H122V204ZM15 205L20 207V209L24 210V212L26 211V209H24L23 207L21 208V206L18 204V202L17 203L15 202ZM128 205L130 207H128ZM143 205L148 206V207H144ZM159 209L161 210V212L158 211ZM154 210H156V211H154ZM26 213H28V212L26 211ZM35 219H37V218H35ZM57 236H59V234H57ZM59 237L62 238L61 236H59ZM63 240H64V238H63ZM65 241L67 243L71 242L70 240H68L69 241L68 242L67 239ZM155 241L158 242L161 240L155 239ZM70 244L73 247H75L77 250H79L80 252L89 256L90 258L94 257V256H91V254H89L88 252L84 251L81 247H78V245H75L72 242ZM257 256L261 259V262H259V263H257L256 261L253 260ZM94 258L98 259L97 257H94ZM97 261L100 262L101 260L98 259ZM105 261H107V260H105ZM101 263H103V262L101 261ZM183 264H189V263L183 262Z\"/></svg>",
	"mask_w": 264,
	"mask_h": 264
},
{
	"label": "built area",
	"instance_id": "3",
	"mask_svg": "<svg viewBox=\"0 0 264 264\" xmlns=\"http://www.w3.org/2000/svg\"><path fill=\"white\" fill-rule=\"evenodd\" d=\"M207 103L197 91L188 95H168L162 105V122L188 124L197 117L201 104ZM191 174L194 191L191 204L183 209L180 219L210 230L230 240L264 253V151L246 147H217L194 140ZM200 179H209L217 186L210 196H201ZM233 190L252 198L233 203Z\"/></svg>",
	"mask_w": 264,
	"mask_h": 264
},
{
	"label": "crops",
	"instance_id": "4",
	"mask_svg": "<svg viewBox=\"0 0 264 264\" xmlns=\"http://www.w3.org/2000/svg\"><path fill=\"white\" fill-rule=\"evenodd\" d=\"M156 138L149 140H171V137L165 136H155ZM154 152L155 157V167L160 172L161 176L165 179L166 188L168 190V194L173 197L174 193V176H175V149L171 152L170 148L172 143L169 141H159V142H152V145H149ZM170 151V152H169ZM189 156V154H188ZM189 165L187 161V191L189 187ZM195 187V186H194Z\"/></svg>",
	"mask_w": 264,
	"mask_h": 264
},
{
	"label": "water",
	"instance_id": "5",
	"mask_svg": "<svg viewBox=\"0 0 264 264\" xmlns=\"http://www.w3.org/2000/svg\"><path fill=\"white\" fill-rule=\"evenodd\" d=\"M198 143L206 144V145H216L217 147H246L249 149H253L259 152L264 151V143H256V142H241V141H218V140H205V139H197Z\"/></svg>",
	"mask_w": 264,
	"mask_h": 264
}]
</instances>
